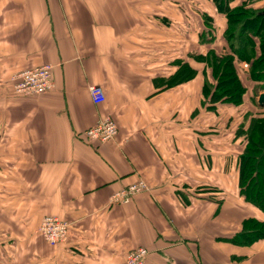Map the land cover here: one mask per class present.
Returning a JSON list of instances; mask_svg holds the SVG:
<instances>
[{
	"label": "crops",
	"instance_id": "0c3cea01",
	"mask_svg": "<svg viewBox=\"0 0 264 264\" xmlns=\"http://www.w3.org/2000/svg\"><path fill=\"white\" fill-rule=\"evenodd\" d=\"M184 1L0 0V264H126L139 248L149 253L145 264H264V239L232 242L244 220L264 223L239 196L245 142L235 140L237 127L261 113L264 84L237 62L243 104L209 108L210 71L197 57L229 51L226 21L201 0L214 26L206 46L200 0L193 8ZM230 7L264 11V0ZM183 63L194 77L169 85ZM46 64L51 92L13 93L12 76ZM92 86L103 90L99 106ZM105 117L116 139L87 142L84 133ZM138 182L145 191L111 204ZM46 216L69 225L66 244L39 242Z\"/></svg>",
	"mask_w": 264,
	"mask_h": 264
},
{
	"label": "trees",
	"instance_id": "16d2710c",
	"mask_svg": "<svg viewBox=\"0 0 264 264\" xmlns=\"http://www.w3.org/2000/svg\"><path fill=\"white\" fill-rule=\"evenodd\" d=\"M233 0H211L217 13L225 17L226 29L224 39L229 51L217 54L210 50L206 55L197 57L199 62L210 71L212 83L205 78L202 95L210 109L217 104H227L234 107L243 104L246 89L238 73L237 62L249 64L248 78L253 83L264 84V14L262 10L231 8ZM203 30L201 42L206 46L212 45L214 26L212 17L202 12ZM200 16V15H199ZM208 21L210 23H208ZM213 21V19H212ZM205 34V37L203 35ZM259 40L260 55L255 57V47L252 39ZM253 52V53H252ZM169 85L173 86L191 80L195 72L186 63ZM208 108V109H209ZM256 116H248V123H242L235 131V140L245 142L241 155L237 158L239 196L264 213V109ZM264 239V223L254 219L242 222V232L232 239L240 246H249Z\"/></svg>",
	"mask_w": 264,
	"mask_h": 264
},
{
	"label": "built area",
	"instance_id": "2783aa9c",
	"mask_svg": "<svg viewBox=\"0 0 264 264\" xmlns=\"http://www.w3.org/2000/svg\"><path fill=\"white\" fill-rule=\"evenodd\" d=\"M11 80L13 82V93L21 97L41 96L51 92L54 87L52 67L47 64L15 74L11 77ZM88 93L95 106H99L105 100L103 90L100 87H89ZM117 134L118 130L115 122L111 118L105 117L88 129L84 133V138L90 143L106 144L114 141ZM145 190V185L138 182L120 189L110 197L109 201L111 204H125L136 194ZM39 233L50 246L61 245L68 239L69 225L58 218L46 216L40 223ZM148 254V251L144 248L130 251L125 256V262L126 264H145Z\"/></svg>",
	"mask_w": 264,
	"mask_h": 264
},
{
	"label": "rangeland",
	"instance_id": "374dc122",
	"mask_svg": "<svg viewBox=\"0 0 264 264\" xmlns=\"http://www.w3.org/2000/svg\"><path fill=\"white\" fill-rule=\"evenodd\" d=\"M200 6L198 7L199 8V15H200V18H199V21H200V25H201V28H202V26H203V22H202V12H207V3L206 2H203V1H201L200 0ZM184 5H185V7L186 6H189V7H194V6H198V4H197V0H185L184 1ZM190 15H191V13H189ZM224 17V16H223ZM225 18V17H224ZM208 23H210L209 21H208ZM211 23L213 24V21H212V19H211ZM203 37L204 38H206L205 37V34L203 35ZM203 42H204V40H202ZM211 83H212V80H211V77L210 78H207ZM38 233H39V229H38ZM69 238H70V230H69V235H68V239H67V241L64 243V244H66L67 242H68V240H69ZM39 242L42 244H45L46 246H48V247H51L49 244H47L43 239H42V237L40 236V233H39ZM61 245H63V244H61ZM58 246V245H57ZM52 247H54V246H52Z\"/></svg>",
	"mask_w": 264,
	"mask_h": 264
},
{
	"label": "water",
	"instance_id": "95a60500",
	"mask_svg": "<svg viewBox=\"0 0 264 264\" xmlns=\"http://www.w3.org/2000/svg\"><path fill=\"white\" fill-rule=\"evenodd\" d=\"M264 14V11H263ZM258 104L260 109H264V93L258 97Z\"/></svg>",
	"mask_w": 264,
	"mask_h": 264
}]
</instances>
